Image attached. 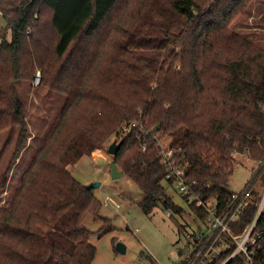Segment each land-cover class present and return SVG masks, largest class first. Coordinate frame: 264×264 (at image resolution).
<instances>
[{"label": "trees", "instance_id": "16d2710c", "mask_svg": "<svg viewBox=\"0 0 264 264\" xmlns=\"http://www.w3.org/2000/svg\"><path fill=\"white\" fill-rule=\"evenodd\" d=\"M251 2L0 0L6 21L0 30V133L18 127L15 148L0 171V192L28 133L29 113L15 82L32 81L38 69L39 87L65 96L53 128L0 207V264H92L96 249L90 240L113 226L99 215L93 188L68 167L130 124L135 126L120 136L112 161L144 193L138 204L144 212L157 200L183 211L164 188L172 179L158 157L163 138L186 160L185 174L198 197L214 198L218 215L226 211L236 156L257 163L264 158V42L233 29ZM251 190L230 225L233 235L254 217L264 193V164ZM183 199L198 230L204 228L206 211ZM88 215L102 221L98 231L83 225ZM253 232L262 235L252 262L264 264V207ZM222 238L225 250L205 264H221L234 250L230 236ZM214 246L223 244L217 240ZM226 264L249 263L237 253Z\"/></svg>", "mask_w": 264, "mask_h": 264}, {"label": "rangeland", "instance_id": "374dc122", "mask_svg": "<svg viewBox=\"0 0 264 264\" xmlns=\"http://www.w3.org/2000/svg\"><path fill=\"white\" fill-rule=\"evenodd\" d=\"M248 12L246 17L237 18L233 29L250 33L249 36L254 40L264 42L261 36L264 34V26L259 24L260 21L264 22V0H252ZM5 26L6 21L0 15V30ZM37 75L40 77L38 69L32 81L15 82L17 95L29 113L26 119L28 133L26 138L20 140L19 153L11 167L8 183L0 192V207L20 184L21 177L53 128L65 101L64 95L40 88V81L38 85H34L33 80ZM122 128L100 150L83 156L74 166L68 167L72 176L82 185L87 187L93 183L99 184L93 188V194L100 202L99 215L108 219L113 226L101 238L90 240L96 249L92 264H179L186 254L184 226H188L186 230H191L196 224L193 223L194 216L189 202L183 199L175 187L164 185L172 203L183 211L176 213L165 207L162 200H157L155 207L147 213L138 205L145 196L138 186L124 173L119 178H112V155L108 153V147L125 134L124 126ZM17 139L16 126L0 133V171L4 170ZM159 141L168 145L169 139L163 138ZM235 161L227 188L232 192H239L252 177L257 162L244 155H237ZM105 200L108 203L106 206L103 204ZM83 225L95 232L103 223L88 215ZM117 244L125 247L123 253L117 251Z\"/></svg>", "mask_w": 264, "mask_h": 264}, {"label": "built area", "instance_id": "2783aa9c", "mask_svg": "<svg viewBox=\"0 0 264 264\" xmlns=\"http://www.w3.org/2000/svg\"><path fill=\"white\" fill-rule=\"evenodd\" d=\"M39 81L40 77L37 75L33 80V84L38 85ZM134 126L135 124L125 126V134L130 132ZM148 133V130L144 131L142 137H146ZM157 144L159 161L167 171L166 178L172 179L171 186L175 187L180 194L186 196L189 201L194 202L198 208H202L206 211L204 228L198 230V225L195 224L194 230L183 231L186 240V254L182 259L184 264H205L209 261H216L221 252L225 250L222 238L223 234L230 236L235 244V248L221 264H226L237 253L244 254L248 263L253 264L251 259L252 250L256 239L262 235L261 233L254 234L253 230L264 207V193L256 208L252 221L240 234H231L230 225L240 218L242 210L252 193L251 185L253 183L254 176L264 164V158L257 163L256 169L252 172V177L244 185L243 189L239 192H233L230 195L226 211L218 215L215 208L214 198L202 200L196 194L194 187L195 182L190 181L185 174V167L187 165L186 160L183 157H180V155L178 157L174 149L169 148L168 145H163L159 140ZM141 149L142 151L146 149L145 141H143ZM103 204L106 206L108 204L107 200H105ZM217 240L223 244L222 248L214 246L215 241Z\"/></svg>", "mask_w": 264, "mask_h": 264}, {"label": "water", "instance_id": "95a60500", "mask_svg": "<svg viewBox=\"0 0 264 264\" xmlns=\"http://www.w3.org/2000/svg\"><path fill=\"white\" fill-rule=\"evenodd\" d=\"M32 1L34 0H31V2ZM154 129L156 130V127ZM119 147H120V143L112 142L108 147V153L112 156L115 155ZM110 168H111V176L113 179L119 178L121 176L122 172L117 169V166L114 161H111ZM98 185H99L98 183H93L87 186V188H94ZM117 251L123 253L125 251V247L122 244H117Z\"/></svg>", "mask_w": 264, "mask_h": 264}, {"label": "crops", "instance_id": "0c3cea01", "mask_svg": "<svg viewBox=\"0 0 264 264\" xmlns=\"http://www.w3.org/2000/svg\"><path fill=\"white\" fill-rule=\"evenodd\" d=\"M244 156L248 157L246 154H243Z\"/></svg>", "mask_w": 264, "mask_h": 264}]
</instances>
